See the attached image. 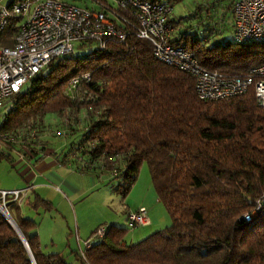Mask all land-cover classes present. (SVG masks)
<instances>
[{
  "label": "trees",
  "instance_id": "16d2710c",
  "mask_svg": "<svg viewBox=\"0 0 264 264\" xmlns=\"http://www.w3.org/2000/svg\"><path fill=\"white\" fill-rule=\"evenodd\" d=\"M161 1L173 6L181 0ZM212 3L232 15L234 0ZM115 13L131 23L125 43L111 39L102 50L51 61L9 100L0 134L26 128L47 114L83 112L85 126L56 155L71 159L83 172L108 175L112 192L123 200L146 163L170 225L129 243L128 228L101 224L91 232L83 256L76 253L81 264H264V108L251 89L227 100H198L192 76L157 61L150 43L135 38L132 13ZM5 33L10 36V29ZM182 40L171 42L180 45ZM207 41L186 34L182 43L209 71L243 76L264 63V43ZM86 72L90 79L70 88L71 80ZM23 141L26 157L45 150ZM12 144L4 146L13 149ZM1 159L13 164L9 155L0 153ZM31 204L51 209L38 195ZM5 208L34 264H69L60 253L42 252L36 223L22 216L15 201ZM102 227V238L91 242ZM0 264H33L1 214Z\"/></svg>",
  "mask_w": 264,
  "mask_h": 264
},
{
  "label": "built area",
  "instance_id": "2783aa9c",
  "mask_svg": "<svg viewBox=\"0 0 264 264\" xmlns=\"http://www.w3.org/2000/svg\"><path fill=\"white\" fill-rule=\"evenodd\" d=\"M89 1L97 9L62 0H10L7 4H2L0 0V108L51 61L70 56L75 43L94 42L100 50L111 39L124 44L129 35L125 29L131 27V23L119 18L115 9L132 13L135 38L150 43L157 61L194 78V91L198 100H227L251 89L258 105L264 108V63L251 67L243 76H229L203 68L194 52L184 45L172 44V6L167 2ZM232 16L234 43H264V0H234ZM118 23L123 27H118ZM8 28L10 36L4 39ZM80 79L88 81L90 73H83L81 78L71 80L70 88L75 89ZM0 137V145L14 141L7 134ZM30 137H34V132H31ZM15 138L18 139L17 136ZM24 151L27 152L26 149ZM27 192L28 189L0 191V205L6 210L10 198L19 205ZM126 223L129 230H134L148 226L150 220L146 210L139 208L126 215ZM104 232L103 227L99 228L92 238H102ZM88 246L89 243L84 242V249ZM83 252L80 251L81 256Z\"/></svg>",
  "mask_w": 264,
  "mask_h": 264
},
{
  "label": "rangeland",
  "instance_id": "374dc122",
  "mask_svg": "<svg viewBox=\"0 0 264 264\" xmlns=\"http://www.w3.org/2000/svg\"><path fill=\"white\" fill-rule=\"evenodd\" d=\"M9 1L10 0H2V4H7ZM62 1L74 3L81 7L90 8L93 6L91 5L93 3H90L89 0ZM196 4L200 5L199 12L197 13H195ZM172 5V19L174 20V27L176 31L182 33L188 31L187 33L189 35L190 33L193 35L198 34L199 36H202V38H206L208 40L206 42L207 45L221 43L230 38L228 14L223 11L221 6L217 4L214 5L212 0H181L176 3H172ZM196 23H199L198 27H196ZM7 34L8 33H5L4 35ZM7 38L8 36H4V39ZM95 48H97V45L94 42H77L74 44V51L70 56L76 57L87 55L91 51H94ZM9 106L10 104L8 101L2 108H0V123L4 114L8 111ZM84 126L85 114L83 112H80L77 115L70 114L66 111L63 114H47L44 117L38 118L31 121L29 124H26V128L19 127L13 133L5 132L1 133L0 136L6 134L10 135L14 140L12 142V148L17 149L19 154L24 155L21 147L25 146L23 140L26 138L29 142H35L34 145H41L51 149L59 145V143L68 141L69 139H73L74 141V138H76L75 134H77V131ZM71 130H76V132H74L73 135H69V133H72ZM31 132H34V137L32 138L30 137ZM15 136H17L18 139L15 138ZM0 140H2V137H0ZM0 153L9 155L14 159L17 158V154L14 150L0 148ZM72 166L78 169L75 162H72ZM21 181L22 179L18 174V169L9 164L5 159H1L0 191H14L15 189H12L17 187L19 182L21 184ZM95 184L97 185L95 188L98 190L97 194H104V198H108L107 201L109 202V210L113 215L122 217L121 211L127 209L126 205L136 206L138 203H141V201L144 202L149 211L148 216L152 221V225L139 230L146 232L143 236H140L141 239L170 225V218L163 205L161 203L157 204L154 201L156 200V196L151 185L148 168L145 162L142 163L139 168L137 179L133 184V188H131L132 190L129 192L130 194L127 196L128 198L126 197L124 200L120 195L112 192L111 185L109 183L96 180ZM86 187H88V184H81V191H86ZM87 195L89 196H86L80 204L83 205V211L80 212L79 208L76 209L80 224L84 222V219L93 210L91 202L95 195ZM34 197L35 196L31 197L29 203H25L23 201L21 202L20 212L24 218L31 219L36 223L35 231L38 235L42 252L45 254L60 253L69 264H81L77 259L78 256L76 253L80 255V251L84 250V241L89 235H85L82 232H80L79 235L76 232L74 216H72L73 222L71 223L72 220L70 218H67L68 221H65L62 218L57 217V215H53L50 213V210H46L43 207L34 208L31 204L34 202ZM8 203L9 201H7V204ZM67 222L69 223V229ZM131 231L132 230H129L126 235L127 242H129ZM76 237L79 239L78 244L76 243ZM90 241L95 242L96 239L92 238Z\"/></svg>",
  "mask_w": 264,
  "mask_h": 264
},
{
  "label": "crops",
  "instance_id": "0c3cea01",
  "mask_svg": "<svg viewBox=\"0 0 264 264\" xmlns=\"http://www.w3.org/2000/svg\"><path fill=\"white\" fill-rule=\"evenodd\" d=\"M89 2L91 3V1ZM90 8L95 9L96 7L93 5ZM228 23L230 24L229 39H231L233 33L232 15L229 17ZM187 32L188 31H185L184 33L178 32L175 30L174 27V30L171 35V40L174 41V40H178L179 38H182L184 40L185 35L188 34ZM190 35H192V37L199 36L198 34L193 35L191 33ZM182 42L180 45H183ZM71 140L72 139L61 142L59 143V145L51 149L45 147L43 153L36 151L37 154L40 153L38 157L32 155H28L26 157L23 154H19L17 149H10V150H14L15 153L17 154L16 159L12 157L10 158L11 161H13L12 164L13 167L18 169V174L22 179L21 181L22 183L20 184L19 182V185H17V187L13 188L12 190L28 189L26 197L22 200L23 202L29 203L31 197L38 195L41 199H44L51 204L50 213H52L53 215H57V217L62 218L65 221L67 220V218H70L72 220V216H74V221L76 226L75 229L79 235L80 232H82L83 234L90 236L91 232L101 224H104V226L118 225L127 228L126 215L129 212L136 211L139 208H144L147 214L149 215L147 206L142 201L141 203H138L136 206L126 205L127 209L121 211L122 217L111 214L108 205L109 202L107 201L108 198H104V194H97L98 190L95 189L97 187V185L95 184L96 180L109 183V179H110L109 176L106 174H100L96 176L89 172H83L80 169L74 168L72 166L71 159H63L62 156L61 158L60 156L56 155L63 152V150L66 148V146ZM0 148L4 149L7 147H5L4 145H0ZM3 155L6 156L5 154ZM84 173H89V174H84ZM83 183L85 185L88 184V187H86V191H81L82 190L81 184ZM87 194L95 195L91 202V207L93 208V210L84 219V222L80 224L77 217L76 209L79 208L80 212L83 211V205L80 204L83 202V199L86 196H89ZM10 199L12 200V198ZM154 201L157 204L160 203L157 198ZM18 206L20 207L21 203ZM149 220H150V224L148 226L140 227L131 231L129 237V243H134L141 239L140 236H143L146 232L145 231L142 232L139 230L150 227L152 225V221L150 218ZM72 222L73 220L71 221V223ZM67 225L69 229L68 222ZM89 236L86 237V240L84 242H86L89 239ZM78 240H79L78 237H76L77 244H78Z\"/></svg>",
  "mask_w": 264,
  "mask_h": 264
},
{
  "label": "water",
  "instance_id": "95a60500",
  "mask_svg": "<svg viewBox=\"0 0 264 264\" xmlns=\"http://www.w3.org/2000/svg\"><path fill=\"white\" fill-rule=\"evenodd\" d=\"M0 214L13 226V228L17 232L19 238L21 239V241L25 245V248L27 250V253H28V255H29L32 263L34 264V261H33V258L31 256V253L29 251V248L27 246V243H26L24 237L22 236V234L20 233L19 228L17 227V225L15 224V222L13 221V219L11 218V216L9 215V213L7 212V210H5L1 205H0Z\"/></svg>",
  "mask_w": 264,
  "mask_h": 264
}]
</instances>
